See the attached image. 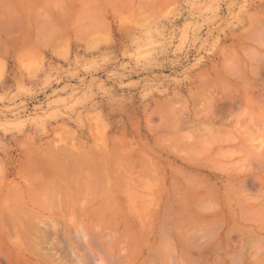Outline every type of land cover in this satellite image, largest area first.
I'll return each instance as SVG.
<instances>
[{
  "label": "rangeland",
  "instance_id": "rangeland-1",
  "mask_svg": "<svg viewBox=\"0 0 264 264\" xmlns=\"http://www.w3.org/2000/svg\"><path fill=\"white\" fill-rule=\"evenodd\" d=\"M149 1L0 0V264H264V0Z\"/></svg>",
  "mask_w": 264,
  "mask_h": 264
},
{
  "label": "bare ground",
  "instance_id": "bare-ground-1",
  "mask_svg": "<svg viewBox=\"0 0 264 264\" xmlns=\"http://www.w3.org/2000/svg\"><path fill=\"white\" fill-rule=\"evenodd\" d=\"M116 1H118V0H116ZM119 1H121L120 3H123V2H122L123 0H119ZM133 1H134V0H133ZM138 1H140V0H138ZM143 1H144V0H142V2H143ZM145 1H147V0H145ZM148 1H149V0H148ZM84 2H85V1H84ZM124 2H125V1H124ZM149 2H150V1H149ZM149 2H147V3L149 4ZM153 2L158 3L157 0H156V1H155V0L152 1L153 7H154V4H155V3H153ZM160 2H161V1H159V3H160ZM125 3H126V2H125ZM125 3H123V5H124L123 8L126 9V7H127L129 4L126 5L127 3H126V4H125ZM143 3H144V2H143ZM152 4L150 3V5H152ZM146 5H147V4H145V5H143V6H146ZM155 5H156V4H155ZM84 6H85V4L83 5V8H84ZM125 6H126V7H125ZM131 6H132V5L130 4L128 7L130 8ZM137 6H138V4H137ZM87 7H88V6H86L85 8L87 9ZM121 7H122V6H121ZM128 7H127V8H128ZM135 7H136V5H135ZM147 7H148V6H147ZM147 7H145V8L147 9ZM150 7H152V6H150ZM129 8H128V9H129ZM138 8H139V7H138ZM120 9H122V8H120ZM130 9H131V10H134L133 7L130 8ZM122 10H123V9H122ZM140 10H141V7H140ZM123 11H124V10H123ZM125 11H126V10H125ZM129 12H130V10H129ZM137 12H138V10H137ZM79 13H80V15H82L81 12H79ZM127 13H128V11H127ZM130 13H132V12H130ZM86 14L91 16L90 13H86ZM78 15H79V14H78ZM78 15H77V16H73V19H74V17L77 18ZM80 15H79V16H80ZM87 15H86V16H87ZM87 17H89V16H87ZM91 17H93V14H92ZM76 18H75V19H76ZM82 18H83V17H82ZM85 18H86V17H85ZM86 19H87V18H86ZM125 19H126V18H125ZM78 20H79V18H77V25H78L77 28L82 29L81 27H82L83 25L79 27V24H78V23H81V21H82L81 16H80V20H79V22H78ZM88 20H89V19H87V21H88ZM90 21H91V20H90ZM57 23H58V22H57ZM82 23H83V22H82ZM82 23H81V24H82ZM87 23H89V22H86V24H87ZM81 24H80V25H81ZM83 24H84V23H83ZM90 24H91V23H90ZM90 24H89V25H90ZM93 24H95V23L93 22ZM93 24H92V26H94ZM58 25H59V24H58ZM40 27H41V26H40ZM56 27H57V26H56ZM63 27H64V26H63ZM63 27L60 26L61 29H62ZM70 27H71V25L69 26V28H70ZM73 27H74V26H73ZM73 27H71V28H73ZM85 27H88V26H84V28H85ZM71 28H70V30H71ZM84 28H83V32H84ZM88 28H89V27H88ZM36 29H37V28H36ZM39 29H40V28H39ZM39 29H38V30H39ZM63 29H64V28H63ZM63 29H62V30H63ZM80 29H78L77 31H79ZM38 30H37V31H38ZM62 30H61V31H62ZM64 30H66V29H64ZM50 31H51V29H50ZM57 31H59V29H58ZM57 31L54 30V32H57ZM72 31L74 32V30H72ZM75 31H76V30H75ZM77 31H76V34H77V35H78L79 33L82 32V31H81V32H78V33H77ZM35 32H36V31H35ZM62 32H63V31H62ZM44 33H45V32H44ZM44 33H43L42 35H44ZM57 33H58V32H57ZM59 33H60V32H59ZM74 33H75V32H74ZM55 34H56V33H55ZM37 35H38V34H37ZM42 35H41V36H42ZM79 35H81V34H79ZM39 37H40V36H38V39H39ZM45 37H46V36H44L43 38L40 37V39H41L42 41H44L43 39H45ZM40 42H41V41H40ZM230 54H231V53H230ZM227 55H229V54H227ZM231 55H232V54H231ZM247 56H248V55H247ZM250 56H252V55H250ZM250 56H249V58L251 59V63H252L253 58H251ZM226 57H227V56H226ZM226 57H225V58H226ZM236 57H238V56H235V58H236ZM241 57H242V56H241ZM243 57H245V55H244ZM247 58H248V57H247ZM227 59H228V58H227ZM232 59H234L233 56H232ZM234 60H236V59H234ZM239 61H240V59H239ZM239 61H238L237 63H239ZM227 62H229V64H230L231 61L228 60ZM226 66H227V65H226ZM226 66H224V67H226ZM228 66H229V65H228ZM239 67H240V66H239ZM229 68H230V66H229ZM243 68H244V67H243ZM253 68L259 69L258 67H253ZM232 69H233V68H232ZM232 69H230V70L233 71ZM234 69H235V68H234ZM244 69H245V68H244ZM244 69H243V70H244ZM251 69H252V68H251ZM224 70H225V69H224ZM239 70H240V69H239ZM254 70H255V69H254ZM254 70H253V71H254ZM227 72H228V71H227ZM234 72H235V71H234ZM245 72H246V71H245ZM255 72H258V70H255ZM224 73H225V72H224ZM231 73L233 74V72H231ZM237 73H238V72H237ZM240 73H242V72H240ZM253 73H254V72H252V74H253ZM232 74H231V75H232ZM246 74H247V72H246ZM250 74H251V73H250ZM252 74H251V75H252ZM253 76H254V74H253ZM253 76H252V77H253ZM234 77H235V76H234ZM241 77H242V76H241ZM250 77H251V76H250ZM255 77H256V76H254V78H255ZM237 78H239V77H237ZM254 78H253V79H254ZM240 80H243V79L241 78ZM201 82H203V79H202ZM244 82H245V81H244ZM201 84H202V83H201ZM237 85H238V84H237ZM239 88H240V87H239ZM243 88H245V86H244ZM245 90H246V88H245ZM192 96H194V94H192ZM191 98H192V97H191ZM249 103H250V102H249ZM257 103H259V102H257ZM167 105H168V104H167ZM170 105H171V104H170ZM172 106H173V105H171V107H172ZM259 106H260V104H259ZM166 108H169V106H167ZM172 108H173V107H172ZM250 108H252V107H250ZM255 108H258V107H255ZM261 108H262V107H261ZM263 109H264V108H263ZM251 110H252V109H251ZM256 110H257V109H256ZM258 110H259V108H258ZM260 110H261V109H260ZM261 111H262V110H261ZM262 112H263V111H262ZM47 162H48V161H47ZM40 165H41V164H40ZM32 177H33V176H32Z\"/></svg>",
  "mask_w": 264,
  "mask_h": 264
}]
</instances>
